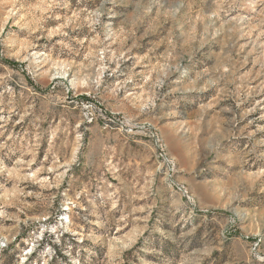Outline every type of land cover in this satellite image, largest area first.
Wrapping results in <instances>:
<instances>
[{"label":"rangeland","instance_id":"374dc122","mask_svg":"<svg viewBox=\"0 0 264 264\" xmlns=\"http://www.w3.org/2000/svg\"><path fill=\"white\" fill-rule=\"evenodd\" d=\"M0 264H264V0H0Z\"/></svg>","mask_w":264,"mask_h":264}]
</instances>
